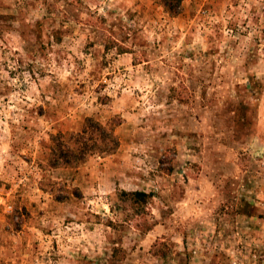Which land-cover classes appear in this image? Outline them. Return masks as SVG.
I'll return each instance as SVG.
<instances>
[{"label": "rangeland", "instance_id": "rangeland-1", "mask_svg": "<svg viewBox=\"0 0 264 264\" xmlns=\"http://www.w3.org/2000/svg\"><path fill=\"white\" fill-rule=\"evenodd\" d=\"M0 264H264V0H0Z\"/></svg>", "mask_w": 264, "mask_h": 264}, {"label": "trees", "instance_id": "trees-1", "mask_svg": "<svg viewBox=\"0 0 264 264\" xmlns=\"http://www.w3.org/2000/svg\"><path fill=\"white\" fill-rule=\"evenodd\" d=\"M171 16L179 14L183 0H154ZM119 121L103 123L100 120L85 116L79 129L70 132L58 130L49 133L47 142V166L76 167L89 156H103L114 153L119 146L115 127ZM134 203L147 202L149 193L141 190L123 191Z\"/></svg>", "mask_w": 264, "mask_h": 264}]
</instances>
